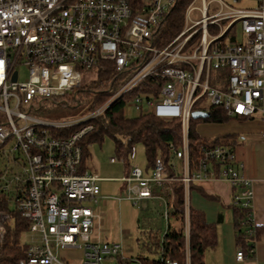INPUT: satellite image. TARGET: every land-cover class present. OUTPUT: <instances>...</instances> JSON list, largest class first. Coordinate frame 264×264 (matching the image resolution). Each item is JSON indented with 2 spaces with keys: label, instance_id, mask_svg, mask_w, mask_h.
I'll list each match as a JSON object with an SVG mask.
<instances>
[{
  "label": "built area",
  "instance_id": "2783aa9c",
  "mask_svg": "<svg viewBox=\"0 0 264 264\" xmlns=\"http://www.w3.org/2000/svg\"><path fill=\"white\" fill-rule=\"evenodd\" d=\"M175 1L0 0V148L7 158L0 167V194L14 202L32 233L27 255L17 264H72L69 254L76 264L130 263L121 242L91 239L92 203L99 200L102 178L84 163L83 142L95 128L93 119L120 99L140 113L147 104L158 118L179 120L181 140L169 145V167L160 158L147 169L129 163L122 178L126 195L118 200H156L167 229L175 211L172 183L181 182L190 264L191 186L225 180L235 190L233 205L244 210L247 248L239 245L237 259L254 255L253 183L235 145L229 140L206 145L193 158L190 126L194 111L210 113L213 107L230 118L259 115L264 123V0L254 7L201 0V18L192 20L193 0L183 29L165 42L161 28ZM212 4L217 8L210 13ZM23 66L28 76L21 80ZM104 69L111 74L95 92L108 96L94 109L59 120L36 114L52 104L80 106L84 74L95 71L93 82ZM72 126H78L72 134L58 133ZM118 160L126 162L110 157ZM8 222L13 223L10 212L0 209V247Z\"/></svg>",
  "mask_w": 264,
  "mask_h": 264
},
{
  "label": "trees",
  "instance_id": "16d2710c",
  "mask_svg": "<svg viewBox=\"0 0 264 264\" xmlns=\"http://www.w3.org/2000/svg\"><path fill=\"white\" fill-rule=\"evenodd\" d=\"M193 0H176L170 8L162 24L161 35L165 42L177 35L184 26L185 14L188 6ZM100 78L93 81L92 85H85L80 92L82 103L88 111L94 109L103 102L108 94L104 90L95 92V88H104L111 70L104 69L98 72ZM97 86V87H96ZM126 100L120 99L115 102L101 116L93 119L95 128L84 138V163L91 157L89 143L98 142L104 139L105 135H111L115 140V147L118 156H122L129 165V156L132 154L136 143L140 142L145 147V152L149 166H154L158 158L162 159L167 167L171 165L172 156L169 150L170 143L179 144L181 140V124L177 119L164 120L155 116L151 111L140 113L137 116L128 117L125 115ZM80 105V106H81ZM231 118L226 116L220 108L213 107L210 115L205 118H192L190 126V144L193 158L197 156L203 146L216 144L229 135H219L213 138L202 135L197 129L199 121L204 122H226ZM78 126H72L59 131L60 135L68 136L72 134ZM232 143L234 141L229 140ZM175 192L173 220L166 230L152 229L146 233L145 246L154 253V256L139 254L135 259L140 264H162L163 260L171 259L176 264H186V241L183 228L184 212V191L181 182H173ZM123 188L125 186L123 185ZM234 206V205H233ZM235 223L237 228V239L239 244L247 248L244 237L242 222L244 210L234 206ZM0 209L10 212L12 222L7 223V230L0 247V264H17L21 258L26 257L28 243L21 241V234L27 231L29 221L21 216L15 208H11V202L0 194ZM177 222V223H175ZM217 241L216 227L208 222L204 213L198 209L190 207V239H189V261L190 264H204L205 251L213 247Z\"/></svg>",
  "mask_w": 264,
  "mask_h": 264
},
{
  "label": "rangeland",
  "instance_id": "374dc122",
  "mask_svg": "<svg viewBox=\"0 0 264 264\" xmlns=\"http://www.w3.org/2000/svg\"><path fill=\"white\" fill-rule=\"evenodd\" d=\"M229 4H233L236 7H254L257 6L259 0H224ZM202 5L201 0H196L193 4L195 7L190 12L192 20L201 18L200 7ZM217 8V4L210 6V13ZM237 40H243V34L238 24L237 27ZM28 69L26 67L20 68V79H27ZM95 71H88L84 74V85H92L91 77H96ZM97 87V86H96ZM95 88L94 90H97ZM151 109V106L143 104L142 111L146 112ZM88 112V109L82 104L77 107H66L63 105L52 104L47 106L42 111L36 114L48 119H67L84 115ZM140 111L130 104L125 108V115L128 117L137 116ZM231 122H236V119H230L226 122H204L199 121L197 123V129L200 133H203L210 138L215 137L216 134L212 131L213 128L223 125L229 126ZM115 140L111 135H105L101 143L94 142L90 146L91 157L88 161V165L91 171L97 173L103 178L99 181L102 187L99 195V200L96 203H92V206L96 212L94 219V226L91 233L92 241L106 242L117 241L121 242L124 246V256L131 258L129 264H138L133 261V257L139 254L154 256L145 246V240L147 239L146 233L155 230H164L166 222L161 216V212L158 206V202L155 200H142L135 203L131 199L118 200L119 196H125L122 178L126 175V162L116 161L111 162L110 157H118V153L115 147ZM4 151L0 148V167H4L7 163V158L4 156ZM174 160V159H173ZM180 165L179 160H175ZM129 162L136 164L142 169L150 168L145 152V147L142 143L135 144L132 154L129 156ZM105 178V179H104ZM11 208L15 209L14 202H11ZM32 233L25 231L21 234V241L31 243ZM69 261L72 264H76L77 258L73 254H69Z\"/></svg>",
  "mask_w": 264,
  "mask_h": 264
},
{
  "label": "crops",
  "instance_id": "0c3cea01",
  "mask_svg": "<svg viewBox=\"0 0 264 264\" xmlns=\"http://www.w3.org/2000/svg\"><path fill=\"white\" fill-rule=\"evenodd\" d=\"M215 123L223 124V122ZM263 130L264 123L259 115L252 119H236V122H231L229 126L221 125L212 129L216 134L215 137L229 135L225 140L234 141L236 156L244 166L243 172L252 180L254 189L253 209L258 238L254 255L248 256L244 260H238L237 250L240 244L237 239L235 208L232 203L235 190L228 182L220 179L211 178L196 183L191 186L190 207L202 211L207 221L215 225L217 233L215 245L205 251L204 264H264ZM87 166L89 167L88 162ZM100 188L102 189L101 186ZM135 262L140 264L137 260Z\"/></svg>",
  "mask_w": 264,
  "mask_h": 264
},
{
  "label": "water",
  "instance_id": "95a60500",
  "mask_svg": "<svg viewBox=\"0 0 264 264\" xmlns=\"http://www.w3.org/2000/svg\"><path fill=\"white\" fill-rule=\"evenodd\" d=\"M14 79H16V75L14 76ZM192 115L193 118H205L208 117L210 113L206 111H194Z\"/></svg>",
  "mask_w": 264,
  "mask_h": 264
}]
</instances>
